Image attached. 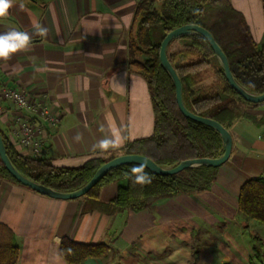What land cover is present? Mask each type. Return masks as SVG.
<instances>
[{
	"label": "crops",
	"instance_id": "crops-1",
	"mask_svg": "<svg viewBox=\"0 0 264 264\" xmlns=\"http://www.w3.org/2000/svg\"><path fill=\"white\" fill-rule=\"evenodd\" d=\"M140 1L14 0L0 17V33L16 29L34 36L26 50L0 58V70L9 85L45 94L60 115L58 125L48 129L43 155L54 165L77 167L153 135L152 92L130 64ZM232 3L244 13L256 42H264L263 0ZM34 22L48 29L46 37L34 35ZM16 111L0 112V130L21 152L11 134ZM248 111L263 116L264 106ZM109 126L127 139L101 152L94 145ZM231 132L230 158L209 189L160 197L140 210L111 213L101 205L116 194L117 181L103 184L90 207L85 196L53 197L0 177V222L15 234L19 264H69L61 253L65 238L111 247L103 257L76 264H264V225L239 207L244 183L264 173V125L241 118Z\"/></svg>",
	"mask_w": 264,
	"mask_h": 264
},
{
	"label": "trees",
	"instance_id": "trees-1",
	"mask_svg": "<svg viewBox=\"0 0 264 264\" xmlns=\"http://www.w3.org/2000/svg\"><path fill=\"white\" fill-rule=\"evenodd\" d=\"M157 23L162 25L163 31L158 40H153L152 28ZM187 23L200 24L212 32L242 87L253 93L264 92V44L256 42L244 13L232 0H141L131 30L130 64L147 79L152 92L153 135L129 142L119 152L92 157L77 167L56 166L44 156L23 154L3 135L14 165L28 178L68 192L84 186L101 165L120 153L143 154L161 166H175L190 158L221 156L224 152L221 134L181 112L173 79L161 63L160 48L164 37ZM167 53L182 79L184 101L190 110L214 118L228 129L241 118L264 125V115L248 111L253 106H264V101H248L231 86L220 59L203 34L194 32L174 39ZM136 165L139 164L127 163L111 169L84 195L88 205L94 207L92 201L99 198L98 190L103 184L126 178L127 183L119 185L116 194L101 205L105 204L111 213L144 209L160 197L209 189L220 168L199 165L175 174H157L145 167L152 182L140 185L130 179V169ZM0 177L20 183L1 156ZM239 207L247 218L264 225V174L244 183ZM110 249L105 243H82L69 238L61 244V253L69 264L81 263L88 257H103ZM19 258L20 246L13 230L0 222V264H19Z\"/></svg>",
	"mask_w": 264,
	"mask_h": 264
},
{
	"label": "water",
	"instance_id": "water-1",
	"mask_svg": "<svg viewBox=\"0 0 264 264\" xmlns=\"http://www.w3.org/2000/svg\"><path fill=\"white\" fill-rule=\"evenodd\" d=\"M194 32H198L203 34L207 40L209 41L210 45L212 46L213 50L215 51L216 55L220 59L225 75L231 84V86L240 93L245 99L251 102H263L264 101V92L263 93H253L246 90L242 87L238 81L236 80L231 66L228 60L226 53L223 51L222 47L216 41L214 35L210 30L205 28L204 26L197 24V23H187L181 25L172 31H170L163 39L160 48V59L161 63L164 68L169 72L171 75L174 85H175V92H176V100L181 112L201 123L209 125L215 128L221 134L224 142V152L219 157H198V158H190L181 161L179 164L175 166H161L152 158L137 153H122L111 160L105 162L101 165L98 170L95 172L93 177L82 187L76 189L74 191H59L44 184H41L35 180H32L25 176L20 170L14 165L12 162L8 152L7 147L4 141L3 133L0 130V156L2 161L4 162L5 166L9 170V172L15 177L21 184L32 188L33 190L53 196L58 198H79L86 195L111 169L127 164V163H144L147 168L157 174H175L182 171L185 168L199 166V165H210V166H221L228 161L230 158L232 148H233V135L230 129H228L224 124L219 122L218 120L197 114L190 110L185 101L183 96V82L182 79L177 72L176 68L170 61L167 53V48L171 41L174 39H178L184 35L192 34Z\"/></svg>",
	"mask_w": 264,
	"mask_h": 264
},
{
	"label": "built area",
	"instance_id": "built-area-1",
	"mask_svg": "<svg viewBox=\"0 0 264 264\" xmlns=\"http://www.w3.org/2000/svg\"><path fill=\"white\" fill-rule=\"evenodd\" d=\"M11 102L13 107L6 105ZM15 108L11 134L21 152L30 156H43L48 139V129L60 121L49 98L42 93L28 94L24 90L9 85L0 70V112Z\"/></svg>",
	"mask_w": 264,
	"mask_h": 264
},
{
	"label": "clouds",
	"instance_id": "clouds-1",
	"mask_svg": "<svg viewBox=\"0 0 264 264\" xmlns=\"http://www.w3.org/2000/svg\"><path fill=\"white\" fill-rule=\"evenodd\" d=\"M13 3L14 0H0V17H5L8 14V11L13 6ZM33 32L35 36L41 38L48 35V29L41 26L38 22L33 23ZM33 39V34L22 30L11 29L7 32L0 33V58L7 60L18 51L26 50L32 43ZM108 133V135L99 139L97 144L94 145V147L101 152L120 148L126 142L127 138L122 135L118 128L109 126ZM145 134L147 135L148 133ZM76 139L79 140L80 136L78 135ZM145 167L146 165L141 163L130 169L132 173L130 179H132L134 184L145 185L152 182V176L145 171Z\"/></svg>",
	"mask_w": 264,
	"mask_h": 264
},
{
	"label": "rangeland",
	"instance_id": "rangeland-1",
	"mask_svg": "<svg viewBox=\"0 0 264 264\" xmlns=\"http://www.w3.org/2000/svg\"><path fill=\"white\" fill-rule=\"evenodd\" d=\"M162 31H163V27H162V25L160 24V23H157V24H155L154 26H153V28H152V38H153V40H158L159 38H160V36H161V34H162ZM259 44L260 45H263L264 44V42H259ZM208 82H210V81H208ZM251 113V112H250ZM239 121V120H238ZM237 121V122H238ZM236 125V124H235ZM234 125V126H235ZM233 126V127H234ZM232 127V128H233ZM231 128V129H232ZM230 129V130H231ZM264 174V173H263ZM127 183V179H121V180H119V182L117 181V182H115L114 184L117 186V187H119L118 185H125Z\"/></svg>",
	"mask_w": 264,
	"mask_h": 264
}]
</instances>
